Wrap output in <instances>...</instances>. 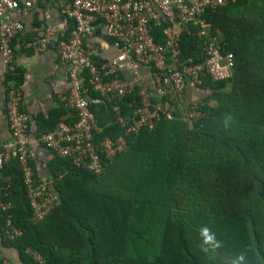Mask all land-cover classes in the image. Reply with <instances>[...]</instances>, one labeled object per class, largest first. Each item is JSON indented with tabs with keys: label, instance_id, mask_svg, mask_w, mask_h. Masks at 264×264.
Returning <instances> with one entry per match:
<instances>
[{
	"label": "trees",
	"instance_id": "trees-1",
	"mask_svg": "<svg viewBox=\"0 0 264 264\" xmlns=\"http://www.w3.org/2000/svg\"><path fill=\"white\" fill-rule=\"evenodd\" d=\"M205 18L208 34L235 60L229 79L205 77L195 86L205 92L196 108L201 118L188 113L194 103L154 99L159 121L126 135L111 106L90 89L95 142L124 136L128 148L98 175L55 158L59 203L43 220L33 219L18 161L6 166L8 212L22 236L5 238L1 208L0 236L22 264H33L30 253L45 264H264V0H235ZM165 27H153L157 43ZM202 45L201 37L182 34L181 59L200 62ZM139 100L135 87L121 103L124 112ZM66 113L60 106L49 120L54 127L43 133Z\"/></svg>",
	"mask_w": 264,
	"mask_h": 264
},
{
	"label": "built area",
	"instance_id": "built-area-1",
	"mask_svg": "<svg viewBox=\"0 0 264 264\" xmlns=\"http://www.w3.org/2000/svg\"><path fill=\"white\" fill-rule=\"evenodd\" d=\"M235 0H71L63 9L67 20L74 22L69 38L57 41L56 50L60 61L69 68L70 92L61 98L75 114V121L62 120L51 132L37 136V140L52 154L68 160L77 170L101 174L107 160L126 151L128 143L124 136L116 139L104 137L95 142L99 132L96 117L90 108V89L111 106L115 122L126 135H138L144 127H154L159 121L160 105L154 99H166L181 106L188 85L201 86L205 77L213 81L229 79L234 70V56L225 53L220 39L208 34L210 23L205 15L210 10L226 6ZM26 4L25 9H29ZM18 0H0V57L5 74H13L16 61L14 40L23 32L24 26L11 20L12 12L20 11ZM166 23L162 31V43H157L152 29ZM101 28L112 42L117 58L98 65L94 52L86 46V40ZM197 30L198 32H195ZM199 36L203 39L202 60L181 59V36ZM53 32L25 45L35 53L44 52L51 43ZM129 64L128 77L123 79L119 68ZM149 68L153 87L149 88L142 76V69ZM6 105L11 140L0 141V171L13 157L20 164L33 219L43 220L59 203L52 188L53 177L37 182L30 165L29 117L20 109L21 92L10 84ZM138 87L140 102L129 104L125 113L121 103ZM105 101V102H106ZM104 102V101H103ZM199 101L188 111L194 120L201 118L196 110ZM5 188L0 183V208L8 211L9 205L2 201ZM22 232L7 219L5 238L17 239ZM29 253V252H27ZM33 264H45L42 257L30 253Z\"/></svg>",
	"mask_w": 264,
	"mask_h": 264
},
{
	"label": "crops",
	"instance_id": "crops-1",
	"mask_svg": "<svg viewBox=\"0 0 264 264\" xmlns=\"http://www.w3.org/2000/svg\"><path fill=\"white\" fill-rule=\"evenodd\" d=\"M18 1L21 6L20 11L12 12L10 18L11 20L20 22L24 26V30L14 40L13 45L16 50V61L14 73L9 74L10 76H15L18 81L13 80L8 82L9 75L4 72L3 61L0 57V141L4 143L11 140L6 105L10 89L9 86L13 83L21 92L20 109L30 119V165L37 182H43L49 180L52 176L50 167L52 161L55 158L65 159L49 152L37 140V136L39 133L46 132L50 127H54L53 122H49V120L52 113L58 110L60 106H63L67 113L59 119V122L65 119L71 124L75 121L74 112L61 100L63 96L70 92L72 86L68 78L69 68L61 63L55 43V41L63 36L64 38H69L68 36H70L71 30L74 27L72 20H67V28L64 25L66 16L63 13V9L71 0ZM28 3L30 4L29 9H25L24 7ZM48 29H51L53 36L51 43L44 52L35 53L31 48H25L27 43L45 36L46 30ZM194 31L198 32L196 30ZM111 43L101 28L97 29L93 37L86 40V46L93 50L94 60L98 65L117 58V52L113 49ZM129 67V64H121L119 68L120 75L125 80L129 79ZM142 70V76L147 81L148 87L152 88L153 79L149 68ZM204 93L189 84L183 106H189L197 101V99L203 98L205 96ZM51 120L54 121L55 119L51 118ZM47 122L51 124L46 126ZM14 159L16 158L12 157L6 166ZM6 166L0 171V183L5 188L1 198L5 204L9 205L8 211H10L13 208V202L11 201L12 180L10 177H7L9 179H5L4 170ZM19 169L21 171L20 166ZM54 186L53 184L52 188L55 190ZM8 211H5L7 213V219L9 216L12 219V214ZM1 241L2 237L0 236V258H4L7 261L6 264H22L18 253L10 248H4Z\"/></svg>",
	"mask_w": 264,
	"mask_h": 264
},
{
	"label": "rangeland",
	"instance_id": "rangeland-1",
	"mask_svg": "<svg viewBox=\"0 0 264 264\" xmlns=\"http://www.w3.org/2000/svg\"><path fill=\"white\" fill-rule=\"evenodd\" d=\"M197 101H201L200 99H197ZM197 101H195V102H197ZM194 103V102H193Z\"/></svg>",
	"mask_w": 264,
	"mask_h": 264
}]
</instances>
